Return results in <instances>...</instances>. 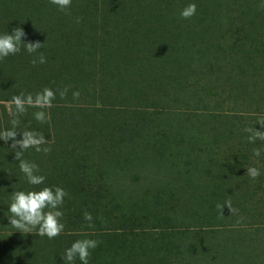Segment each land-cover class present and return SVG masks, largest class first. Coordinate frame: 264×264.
Masks as SVG:
<instances>
[{
	"label": "rangeland",
	"instance_id": "rangeland-1",
	"mask_svg": "<svg viewBox=\"0 0 264 264\" xmlns=\"http://www.w3.org/2000/svg\"><path fill=\"white\" fill-rule=\"evenodd\" d=\"M41 1L3 0L2 3L0 1V12L9 10L15 18H26L28 23L30 20L25 16L37 17L34 9ZM100 1L104 2L92 0L91 9L88 0H80L79 7L88 3L89 9L71 6L64 19L47 16V11L51 13L50 9L41 11L43 19L40 28L51 33L47 43L40 41L45 46L39 51L45 54L47 63H37L34 66L28 61L16 62L19 67L13 70V76L7 79L0 77V131L11 127L12 106L9 101L13 95L20 92L35 94L44 87L56 91L53 107L45 109L50 112V121H36L34 113L40 109L29 108L25 115L19 117L16 139H22V131L25 129L39 131L45 135V139H50V153L36 152L30 148L24 151L22 157L35 162L40 174L44 176L49 172L54 176L57 172L58 177L65 180L67 175L60 173L62 171L59 169H66L69 175L77 174L83 169L81 176H71L70 179L75 184L78 180L79 186L86 189L84 192H80L79 187L68 190L67 202L76 193H82L86 198L98 193L102 200L94 209L89 207L95 227H87L89 222L84 219L85 208L72 201L71 205H64L62 208L63 222L66 225L64 232L59 235L62 242H52H59V236L46 240L47 236L37 235L40 249L35 253H24V247L19 242V238H23L19 236H30L36 234L37 230L33 229L28 234L20 233L10 225V213L5 211L4 216V212L0 210V254L3 248L6 249L5 257L0 255V264H64L61 257L64 254L62 243L69 247L77 239L99 241L100 237L101 251L104 252L96 257L91 253L89 264H171L168 259L178 254L175 252L179 250L178 243L183 249L190 244L199 246L202 243V232L207 237V229H220L217 224L207 225L204 220L201 225V220L196 217L199 209L206 211V203L203 199L196 202L195 198L194 201L193 195H202L209 188L201 179L198 186L191 181L195 175L201 174L203 166L209 167V163L217 162L218 165L227 166V170H224L231 174L233 181L239 177H247V193H254L255 186L259 184L261 188H257L256 199L263 200L260 216L264 215L262 174L255 181L246 175L250 166L262 171L264 162L259 161L261 159L252 153L250 156V149L246 148L248 142H245L249 135L246 128L254 126L257 131H264V127L257 123L264 120V73L256 74L258 68L264 70V55L260 57L253 54L259 37L264 42V35L260 32L261 36L251 34V27L246 31L249 23L256 24L258 30L264 29V10L259 7L261 0L260 3L255 0L250 9L238 8L235 0H209V3L196 0V3L213 6L208 9L204 5L199 6L201 12L198 18L205 16L212 20L217 17L221 19V26L219 28L217 25V28L223 33L224 39L215 37L227 49L213 66L216 73L204 61L184 57L185 54L180 52L158 53L157 56L155 47L151 46L145 52L146 44L142 45L136 34H117L115 27L124 32L122 26H131L132 19L111 16L114 4L122 3L123 0H106L111 5L110 13L105 7L107 11L103 16L96 14V25L93 20L90 24L87 18L95 15L93 12L99 9ZM182 2L185 4L184 1L172 0L166 15L174 14L173 7L175 11L182 10L180 7L177 9V5H182ZM132 10L126 7L119 13L128 15ZM78 11L81 13L71 16ZM86 11L91 13L84 18ZM164 11L162 5L155 3L151 10H145L142 15L135 13L134 19L142 18L145 23L143 25L148 26L146 19L152 21L157 18V13ZM76 17L82 18L80 23L75 22ZM188 27L190 30H185V36L177 35V44L185 45L188 39L196 35L197 28L193 25ZM9 30L11 29L7 31ZM197 35L195 39L201 36L199 33ZM244 38L246 43L243 47L247 55L243 58L234 55L232 46H236V42H243ZM193 50L200 55L202 48L194 45ZM144 53L153 55V58L146 57ZM37 55L38 53L34 54ZM205 56L206 58L201 59L208 61L210 56L207 52ZM185 58L186 62L193 61L188 64L180 63ZM245 58L251 59L247 62ZM236 59L239 61H235ZM65 87L68 88L67 97L61 99L59 90ZM76 91L80 92L78 100H74L72 96ZM4 96L10 99H4ZM168 97L169 99H165ZM171 98L177 100L172 102ZM160 105H167L169 111L163 108L161 112ZM178 139H184L183 145L174 147L179 145ZM257 142V146L264 147V141ZM11 144V140L7 143L0 140V156L17 161L15 151L19 148L13 150ZM146 145L160 146L168 155L171 154L170 148L174 149L176 153L172 152L181 162L172 161L174 166L172 165L170 172L162 169V165L158 168L160 171L156 172L151 163H140L141 151ZM212 148L215 150L213 154ZM192 149L202 150L201 155L197 151L200 159L183 160L184 156L194 154ZM237 152L245 158L238 156L232 161L230 156ZM118 161H121V167L116 173L113 166ZM195 164L197 170L194 168ZM166 166L169 167L168 163ZM174 167L178 169L175 171L178 174L173 172ZM221 169L223 168L220 171ZM216 170L219 171L217 168ZM135 172L139 174L136 175ZM13 184L18 185L20 182ZM7 188H11V181ZM164 199L166 205H162ZM153 210L157 211V215L168 213L171 223L159 221L160 217L154 218L156 215L151 213ZM73 211L75 214H71ZM261 226L258 229H264V225ZM186 233L189 235L186 236ZM257 233L260 236L264 231ZM223 237L216 236L215 240L220 244ZM207 243L210 245V242ZM209 248L204 250L212 254L216 252L218 261L224 249H218V244L216 250ZM103 259L107 263L102 262ZM179 261L181 264L185 261L190 263L187 257H182Z\"/></svg>",
	"mask_w": 264,
	"mask_h": 264
},
{
	"label": "trees",
	"instance_id": "trees-1",
	"mask_svg": "<svg viewBox=\"0 0 264 264\" xmlns=\"http://www.w3.org/2000/svg\"><path fill=\"white\" fill-rule=\"evenodd\" d=\"M0 1L1 3L3 2V0H0ZM78 1L80 0H72V6L75 7L76 9H83V10L89 9L88 3L85 6L79 7L78 4H80L82 1L81 2H78ZM88 1H89V6L92 9V5H91L92 0H88ZM116 1H119V0H114L113 2H116ZM175 1H184L185 3L183 4L182 2V5L181 4L177 5L178 6L177 9L179 7L183 9L184 6L188 5L189 3H195L197 5L196 15L193 16L191 19H183L180 16L181 10L175 11L174 7L172 8V12H174V14L166 15L167 9H170L169 4L172 3V0H123L122 3L114 4V9L112 11L111 16L112 18L122 17V18H128L127 20L132 19L130 22L131 26L130 27L128 26L127 28L122 26V29L125 30L124 32L123 30L118 31L119 27L118 28L115 27L114 29H116V32H118L117 34H120V35L127 34V33L138 35L141 40V44L142 45L146 44L144 46L145 52L150 50L149 49L150 46L155 47V54H157V56H158V53L165 54L168 52H172V53L177 54L180 52L183 55L185 54L184 57L191 58L193 60L198 59L199 62L204 61V64L208 65L210 70L215 71L213 66L216 65L217 60L218 61L220 60L219 57L221 58V56H224L223 52L224 50L227 49V48H224L223 46L224 44L217 42V39L215 37V36H218L224 39L223 33H221L220 30L217 28V25L219 26V28L221 26L219 23L221 19L217 17L216 20L215 19L212 20V18L205 17V16L198 18L199 13L201 12V9L199 6L204 5V4H201L202 2L196 3L197 2L196 0H173V2ZM208 1L209 0H203V2L205 3H209ZM256 1L259 2L260 0H256ZM41 2L42 3H40L38 7H36V9H34V14L37 15V17H35L36 19L30 18L31 16H25L30 20V22L28 23H26L28 21L26 18L24 19L22 18L21 20H19L18 18H15L9 10L7 12L5 10L4 12H0V33L4 34L5 32H8L9 34H11L13 28L20 27L24 30L26 34L24 37H22V40L25 43L40 42V41L47 43L50 39L51 33L48 30L44 31L40 28L41 27L40 22L43 19L40 12L50 9L51 13L47 11V16L50 15V18L51 17L52 18H62L63 17V19H64V16L66 15V12H62L58 10L57 6L50 3V0H42ZM155 3L157 5L158 4L162 5V7L165 8V11L161 13L160 12L157 13L158 14L156 16L157 18H154L152 21H149L146 19V21L148 22V26L143 25L145 24L144 22H142L144 19L142 18L140 20L134 19L135 13H140L139 15H142L143 14L142 12H144L145 10H148V9L151 10L152 7H154ZM254 3H255V0H235V4L238 8L245 7L246 9H250L254 5ZM29 5L31 4L29 3ZM110 6L111 5L108 1L106 0H104V2L100 1L99 9L93 12V14H95L94 16H92L91 18L86 17L88 16V14L91 13V11H86L83 16L84 18L85 17L87 18L90 24H92L91 20H93L94 25H96L97 23L96 14L99 13L100 15L103 16V13L107 11L105 10V7L108 9V14H109ZM204 6H206V8L208 9L210 5L206 4ZM123 7L124 8L129 7L133 9L132 13H128L127 15L122 12V14H120L119 11H123L124 10ZM145 7H147L148 9L147 8L145 9ZM211 7L213 6H210V8ZM80 13L81 11H78L74 14H71V16H74ZM174 17H177V18L173 19ZM206 18H209V20H206ZM192 25L194 26V28H197L195 30L196 35L192 37L191 39H188L185 45L183 43L177 44L176 43L177 35L183 34L185 36L184 34L185 30L186 31L190 30L188 26L192 27ZM8 29H11V30L7 31ZM248 30H250V33L253 35L254 34L257 36L264 35V29L261 28L260 30H258V28H256V24L254 23L253 24L249 23V27L246 28V31ZM259 32L262 34L260 35ZM32 33L34 34L36 33V34L33 35ZM198 33L201 34V36H199V39H195V37L198 36L197 35ZM226 37H228V35H226ZM142 40L144 41V43ZM172 43H175L177 47L175 45H172ZM245 43H246V40L244 38L243 42H240V43L236 42L234 44L236 46H232L234 55L243 56V58L245 55H247L246 54L247 51L243 47L245 46ZM194 45L199 48H202V50L200 51L201 52L200 55L197 54V52L193 50ZM246 46L249 47L247 44ZM193 52H195L196 54ZM205 52H207V55L210 56V59H208V61H206V59H201V58H206ZM144 54L146 55V57L150 56L151 58H153V55H148L146 53ZM253 54H255L256 56H260V57L264 55V42L260 40V37H259V42H257V44L254 46ZM195 57H198V58H195ZM33 58H34V54L27 53L24 45L22 44L21 51L19 53H17L16 55H9L3 60H0V77L1 78L4 77L5 79H7L13 76V70L19 67L18 64H15L16 62L27 63V61L31 62ZM187 58L182 60L180 63L188 64L193 61L192 60V61L186 62ZM245 59L248 62V60L251 58H245ZM235 61H239V59H236ZM261 72L264 73V70L260 68L256 70V74H260ZM4 99H10V98H8L7 96H4ZM165 99H169V97ZM170 100L174 102L177 99L171 98ZM160 106L162 107V108L160 107L161 112L163 111V108L166 111H169L167 109V105H160ZM177 141H179L178 142L179 145L176 144L174 147H180L181 145H183L184 139L183 141L182 139L180 140L178 139ZM245 142L247 143V141ZM257 143H258L257 141L255 144L247 143L246 148L250 149V156H252L251 153H252L253 148H256V147L264 148L261 145L257 146L256 145ZM172 151L176 153L174 149L172 150L170 148V153H171L170 154L171 156H170L166 154L167 152H164L162 149H160V146L146 145V148L144 149L142 148V151H141L142 156H140L141 157L140 163L142 164L146 162L147 164L148 162L149 164L151 163V166L155 168L156 172L160 171L158 168L159 166L162 165L164 166V167H161L162 169L165 168L166 170L170 172V169L173 168L172 165L174 166V163L176 161L181 162V160L177 158V155L173 153ZM183 151L184 153H186V150L184 148H183ZM191 151H193L194 154L190 153L188 156H184L183 160H187L188 158H190V160L200 159L199 155L197 154V151H199V154H200L202 150L192 149ZM214 151H215L214 148H212L211 154H213ZM238 156L239 155L237 152L233 156H230V158L233 161L236 158H238ZM239 158L244 159L245 157L239 156ZM259 158L261 159L259 161L264 162V152H262ZM117 163L118 164L114 163V166H113L116 173L118 172V169L120 170L121 166L119 165H121V161H118ZM167 163L169 167L166 166ZM207 165H210V166L209 167L203 166L201 174L195 175V178H193V180L191 181L192 183H196V185L198 186L200 183V179H201L204 183L208 184V188H209L207 189L208 191L206 190H205L206 192L203 191L202 195L201 194L193 195L194 201H195V198H196V202L200 199H203L204 200L203 202L206 203V211L203 212V210L201 211L199 209L198 213L196 212L197 214L196 217L201 220L202 222L201 225H203V222L206 221L207 225L217 224L220 229L215 228V227L207 229L205 232L206 233L205 235L207 237H204V234L202 232V237H201L202 243H200L199 246L198 244L196 245L190 244L186 248L183 249L180 243H178L177 245L179 247V250H175V252H177L178 254H174V257L172 259H170L169 257L168 262H170L171 264H181L180 261L178 262V260L182 257L184 258L187 257L190 262L189 264H262L264 263V234H262L263 236L262 235L259 236L257 233V231L258 232L264 231V229H261V230L258 229V228H262L261 224L264 225V217H263L264 215L260 216L261 214L260 212L263 211V209L261 208V203H263L262 202L263 200L256 199L257 198L256 196L257 188L258 189L261 188L260 185L257 183L258 185L255 186L253 190L254 193L253 192L247 193L246 189L249 188L248 187L249 180L247 179V177L245 178L239 177V179H236L233 181L231 174H228V171H225L228 168L227 166L225 167L221 164L218 165L217 162L212 163V164L209 163ZM213 166H217V167H213ZM61 167H63V165ZM194 168H196V170L198 169L197 164L194 165ZM216 168L219 171H217ZM220 168H223L221 169L222 171H220ZM263 170L264 168L262 169V171ZM59 171H62L60 173H64L67 175V178L65 180L64 179L61 180L62 178L58 177L57 172H55L54 176L52 175V172H49L45 176L46 180L43 185L33 186L27 182L24 174L20 171L18 161H15L12 158H5L3 156H0V210L4 212L3 213L4 216L6 215L9 204L11 202V193L17 190H22L21 188H24V189L32 188L33 190H39L40 188L44 186H61L66 191L73 189L75 187H79L81 189L80 192L85 191L86 188L79 186L80 184L78 180L75 184L70 179L71 176L84 173L83 169H81L77 174H73V175H69V172L64 168L63 170L59 169ZM139 171H142V170L140 169ZM175 171H178V169L174 167L173 172L176 174L179 173ZM262 171H261V174H262L261 177L264 179V172ZM138 174L139 173H137L136 175ZM79 176H81V174ZM13 178H16V180H14ZM10 181H11V188H7L9 187ZM13 182H20V184L14 185ZM60 183H62L63 185H59ZM76 194L77 195L75 194H73V196L71 195V200L69 202H67L69 195L66 196L64 198L63 206L64 205L69 206L71 205L72 201H74L77 205L84 207L85 210L89 212L90 211L89 207H92L94 209V207L98 206V202L102 200L98 197V193L89 195L87 198L85 196L83 197L82 193H76ZM229 200L231 201L232 207L236 209L237 211L234 213H231L230 210L225 206L222 209L223 215H221L220 211L217 209V204H223L225 201H229ZM196 202H193V203H196ZM163 204L166 205L165 199L162 202V205ZM157 211L159 210L157 209ZM157 211L153 210L152 212L151 211H148V212L149 213L151 212L153 215H156L154 218L160 217L159 221L166 220V222L171 223L170 215L168 216V213H162V214L157 215ZM200 211L202 212V214H200ZM72 213L75 214L74 211L71 212V214ZM0 216H2V214ZM9 216H11V213L9 214ZM187 235L189 234L186 233V236ZM216 236L218 238H221V236H224L220 244L218 241L215 240ZM19 237L23 238V239L19 238V242L22 243L21 246L24 247V250H25L24 253H31V252L35 253L36 250L39 248L38 246L39 240L36 239V237H38L37 234H33L30 236H19ZM45 239L48 240L47 237ZM98 239H99L98 246L94 250L91 251V253L95 257L98 256L100 252L102 253L104 252V251H101V243H100L101 237ZM58 240L59 242L56 240H52V242L55 244L56 243L60 244V242H62L60 241L61 236H59ZM206 241L210 242V245ZM28 243L31 245L34 244L35 246L29 247ZM216 244L219 245L218 249H224L222 250V254L219 257L218 261L216 260V252L212 254V253H208L209 251L206 252L204 250V249H207V247L208 248L210 247L209 249L216 250ZM205 246L207 247L205 248ZM69 247L67 246L66 243L64 244L62 243V249L64 250V252H65V249ZM4 250L6 249L3 248L0 254L1 257L3 258L5 257ZM236 251L238 252V254H236ZM101 261L106 262L105 259ZM74 264H81V262L77 258ZM183 264H188V261H185Z\"/></svg>",
	"mask_w": 264,
	"mask_h": 264
},
{
	"label": "clouds",
	"instance_id": "clouds-1",
	"mask_svg": "<svg viewBox=\"0 0 264 264\" xmlns=\"http://www.w3.org/2000/svg\"><path fill=\"white\" fill-rule=\"evenodd\" d=\"M50 3L57 6V8L66 12L72 6V0H50ZM264 9V0H261L259 5ZM197 5L195 3H189L180 12V16L183 19H191L196 15ZM81 17H76L75 22L80 23ZM26 34L20 27L12 29L11 34L5 32L0 34V60L8 57L9 55H16L21 51V45L23 44L25 50L29 54H37L34 56L31 63L35 66L37 63H47V58L43 52L39 50L44 46V43L40 42H28L25 43L22 40ZM68 88L59 90L61 99L67 97ZM74 100H78L80 92L76 91L72 94ZM56 99V91L50 87H44L42 90L32 93L20 92L13 95L9 104L12 106L10 115L11 127L0 131V140L7 143L12 141L11 149L15 150L17 147L19 150L15 151V159L19 161V169L24 174L27 182L33 186L43 185L46 177L40 174L39 166L35 162H30L23 159L24 151L28 149H34L36 152H43L48 154L52 151L50 146V139H45V135L36 130L25 129L22 131V139H16L18 129L20 125L19 117L25 115L29 108L40 109L34 113V118L40 123H47L51 119L50 112L45 109H51L53 107V101ZM262 127H264V120L258 121ZM249 133L247 142L255 144L257 140L264 141V131H257L255 127H249L245 129ZM264 148L256 147L252 149V154L255 157H260ZM246 175L255 181L260 175L261 171L258 167L250 166L247 168ZM68 192L61 186H44L39 190H17L11 193V202L8 207V212L11 216L8 217L10 225L17 229L20 233H32L33 229H36V234L39 236H47L48 239H54L61 235L65 230V223L63 222L64 212L62 210L64 204V198L68 196ZM227 207L231 213L236 212L231 205V201H225L223 204H217V209L221 215L222 209ZM84 219L88 221V228H94L92 223L93 217L91 213L85 211ZM99 244V241L95 239H77L71 246L65 249L64 255L61 256L64 264H74L78 258L81 264H89V257L91 251L94 250Z\"/></svg>",
	"mask_w": 264,
	"mask_h": 264
}]
</instances>
